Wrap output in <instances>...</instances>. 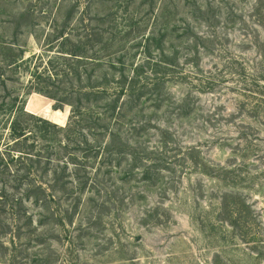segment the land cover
I'll use <instances>...</instances> for the list:
<instances>
[{
	"label": "rangeland",
	"instance_id": "rangeland-1",
	"mask_svg": "<svg viewBox=\"0 0 264 264\" xmlns=\"http://www.w3.org/2000/svg\"><path fill=\"white\" fill-rule=\"evenodd\" d=\"M59 45L87 57L71 62L81 85L107 74L110 99L131 92L113 113L81 103L56 205L68 223L0 229V264H264V0H0V103L1 73L13 96L40 63L11 71L13 54ZM40 95L36 115L66 126L72 106Z\"/></svg>",
	"mask_w": 264,
	"mask_h": 264
},
{
	"label": "trees",
	"instance_id": "trees-1",
	"mask_svg": "<svg viewBox=\"0 0 264 264\" xmlns=\"http://www.w3.org/2000/svg\"><path fill=\"white\" fill-rule=\"evenodd\" d=\"M262 8V4L259 3L255 12L263 15L260 14ZM20 15L25 16L26 12H21ZM67 37L64 41L68 40ZM71 47L72 50H64L60 46L56 56H50L49 52L52 50L46 49L48 58L43 53L33 55L31 59H25L24 55L19 58L13 54L7 64V68L11 71L18 70L25 61L35 58L40 61L31 71L35 80L28 82L24 93H15L11 96L8 91V79L1 73L3 90L10 98L0 103V229H6L13 223H17V229L31 228L36 223L49 230L53 226L68 223L61 218L56 205L59 204L62 196L69 192L65 172L69 170L70 162L75 163L71 150L78 147L73 148V144H76L73 136L80 132L81 122L86 120L81 117L91 109L90 106H83L81 103L86 101L92 103L91 107H94L95 103L105 101L109 112L113 113L119 107V95L124 94L126 90L131 92V86L128 88L120 86L121 90L117 92L119 95L110 99L108 96L110 89L102 86L107 84V74L100 76L95 73L87 74V85H81L80 82L85 78L81 76L79 67L71 62L87 60V57L82 54L79 46ZM56 58L62 59L64 64L61 66ZM93 61L98 63L97 66H102L101 63L105 59L100 56L93 58ZM71 78L79 82L78 89L72 92V95L64 87L66 85L64 80ZM121 83L125 85V82ZM26 94H32L27 105ZM40 94L57 100L61 105L67 103L72 106L66 126H60L67 116L61 110L53 112L55 123L36 115V113L48 112L41 102L43 96ZM92 119L87 117V120ZM92 123L97 125L96 122ZM108 123L103 127H110V122ZM81 135L85 145H89L85 135ZM113 139L107 142L105 148L110 149L114 146ZM103 147H100V150ZM80 185L82 186L78 190L83 189L84 182ZM30 204L37 208V220L32 213L34 211L29 209L32 207ZM9 210L12 212L11 218H3Z\"/></svg>",
	"mask_w": 264,
	"mask_h": 264
},
{
	"label": "water",
	"instance_id": "water-1",
	"mask_svg": "<svg viewBox=\"0 0 264 264\" xmlns=\"http://www.w3.org/2000/svg\"><path fill=\"white\" fill-rule=\"evenodd\" d=\"M28 111V110H27Z\"/></svg>",
	"mask_w": 264,
	"mask_h": 264
}]
</instances>
